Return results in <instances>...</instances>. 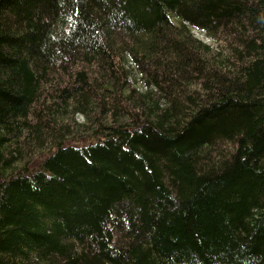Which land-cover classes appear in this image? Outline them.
Masks as SVG:
<instances>
[{
    "label": "trees",
    "instance_id": "obj_1",
    "mask_svg": "<svg viewBox=\"0 0 264 264\" xmlns=\"http://www.w3.org/2000/svg\"><path fill=\"white\" fill-rule=\"evenodd\" d=\"M0 264H264V0H0Z\"/></svg>",
    "mask_w": 264,
    "mask_h": 264
},
{
    "label": "rangeland",
    "instance_id": "obj_2",
    "mask_svg": "<svg viewBox=\"0 0 264 264\" xmlns=\"http://www.w3.org/2000/svg\"><path fill=\"white\" fill-rule=\"evenodd\" d=\"M191 29H192L191 34L194 36L195 39H197V41H199V42H201L207 46H210L212 48L215 47L214 43L208 37H206L204 34H202L199 30L193 29V28H191ZM129 67H130L131 78H132L131 88H137L140 92H146V87H145V84L143 82L146 79V77L141 73V71L139 69V65H137L133 60H131V65ZM77 122L83 123V119L78 118ZM76 134H77V132L74 133V137L71 139H73V140L78 139V140H80L79 143H81V144L84 143L85 141L89 140L88 136L82 135L80 137H75Z\"/></svg>",
    "mask_w": 264,
    "mask_h": 264
}]
</instances>
